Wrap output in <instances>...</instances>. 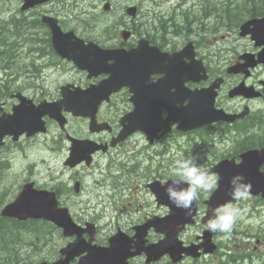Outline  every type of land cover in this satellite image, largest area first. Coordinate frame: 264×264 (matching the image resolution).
<instances>
[{
	"label": "rangeland",
	"instance_id": "rangeland-1",
	"mask_svg": "<svg viewBox=\"0 0 264 264\" xmlns=\"http://www.w3.org/2000/svg\"><path fill=\"white\" fill-rule=\"evenodd\" d=\"M145 1V2H144ZM180 0H142L140 6V12L137 18H129L125 16V7L130 4L139 3L140 0H111L113 5V14H104L105 11L103 7L107 0H81L80 3L77 2L74 9L69 10L68 7H71V3L75 2L73 0H66L62 4L61 14L59 18L70 26L74 27L76 32L81 35L83 33V26L79 25V22H84L85 29L94 31L95 34L101 36V40H104L107 43H110L111 35L106 32V35H103L104 30L109 26L110 22L114 18L118 22H135V27L139 31L138 36L144 35L147 36L150 32L154 33L161 28V18L160 13H166L167 16L171 15L174 11V8ZM217 5L223 4V0H213ZM228 3H231V12H226L229 14L230 18H234V22H237L236 16L246 11L244 6L247 0H226ZM206 2L211 3L209 0L198 1L197 5H193L195 2H190L183 5L182 9L187 10V12H182L180 9H176L175 12L180 13V15L187 16L204 14L206 7L204 6ZM235 6H238L235 7ZM15 6L10 4L9 0H0V21H3L5 16H9V12L14 9ZM217 7H211L210 9H215ZM159 10L160 13L155 15L154 10ZM209 9V10H210ZM157 11V12H159ZM244 13H242L243 15ZM18 17L39 15V10L32 11L30 13H22L18 10ZM55 15H57L55 13ZM182 17V16H180ZM209 19V18H208ZM206 19V20H208ZM179 19L177 18V21ZM183 20V19H182ZM164 22V21H162ZM185 22V21H184ZM205 22V21H204ZM1 23V22H0ZM165 23V22H164ZM207 26L203 24L198 25L196 21L193 24L191 30H185L187 22L181 23L182 27L178 29H169L168 36L173 39L174 47H179L189 40L201 41L203 47L201 48V53L207 56L209 64L212 66V69L216 71L218 68L226 70L230 64L235 62L237 57L245 52H254L257 53L260 50V47H256L254 41L251 40L249 36L241 37L239 34V29L229 25L226 27L220 26L215 30V21L210 19ZM166 24V23H165ZM202 26V27H201ZM232 26V28H230ZM31 31L34 32L35 27H31ZM172 30V31H171ZM178 31L179 34L174 33ZM219 31L217 34L214 33ZM29 32L30 34H34ZM160 33V35H161ZM3 38H6L5 32ZM29 38L31 36L29 35ZM213 41V42H211ZM210 42V43H209ZM37 48H42L40 44L35 46ZM10 48V52L4 51ZM28 46H23L17 52L18 59L14 62L10 59V53L13 51V48L7 43L4 47L0 46V77L6 76L4 70H2L5 65L13 70V75L10 76L7 81H11L15 89L19 87L28 88L29 85H46L47 88V97L55 98L57 96L58 90L56 87L60 85L63 78L73 81L74 78H82L80 73H77L75 70L70 69L68 65H62L58 68L48 67L46 72V79H37V75L40 73L36 71V68L32 69L33 72L29 75V52L27 51ZM210 49L213 52L210 55ZM38 51V50H37ZM42 52V50L40 51ZM28 65V66H27ZM33 76V77H32ZM264 79V67L256 71L253 77V81H258L260 78ZM16 79V80H15ZM15 80V81H14ZM6 81H3L5 83ZM5 91H10L11 88H3ZM38 94L42 97L43 92L38 91ZM45 94V95H46ZM261 110L264 111V102L257 104ZM50 122V121H49ZM67 132L73 136L79 138H90L89 127L86 121H83L79 118H70ZM66 132H63L57 123L50 122V127L47 133L36 136L31 140H27L26 137H23L16 145H13V148L9 146L0 150V160L9 156L8 158L11 161V167L5 175V179L1 184V188L8 190V197H14L21 185L22 181L26 180L28 177L32 180H36L39 185L48 186L51 188L58 187L61 189V204L67 206L70 209L73 217L84 224L86 221H96L100 225L101 229L97 235L98 242L104 244L110 235L120 228L121 230L130 233V229L133 225L141 223L147 218H151L154 215H158L164 210V208H159L156 204L154 196L148 188H146V182L149 180L150 176H155V178H174L172 174V167L174 159L177 154L185 155V150L188 148H194L196 141L191 142L189 136H179L177 140L173 141H161L155 144L154 149L158 151H163L161 155L154 154L153 158H150L147 154V150H142L143 145L136 143L135 139H132L127 144L123 145L121 148L113 150L115 156H122L124 161L129 163L128 166L124 168L125 172L122 170L121 165H113L112 167L106 168L108 164V159L105 156L99 157L98 161L100 166L104 169V173H101L100 168L95 172L89 173L84 166L79 170H74L76 176H81L83 181V192L81 195H74L70 190L72 188L73 182L70 180L73 175L70 170L66 168V171L63 170L64 160L68 154L69 142L65 138ZM220 135L221 133L218 132ZM198 142H200L198 140ZM231 143L230 139L227 138V141L215 144L213 147L214 154L205 155L201 154L199 163L203 161L209 163H214L216 158L226 152L225 147ZM136 147V151H132V148ZM146 147V146H145ZM196 147V146H195ZM203 147V145H201ZM167 148V149H166ZM197 148V147H196ZM231 149L229 147L227 151ZM153 151V149H152ZM134 152L136 156L133 157ZM155 152V151H154ZM151 153V152H150ZM149 153V154H150ZM130 159H133L129 161ZM129 161V162H128ZM133 165H137L141 172L142 178H136L133 176H128V169ZM128 167V168H127ZM110 170V171H109ZM59 171H64L62 176L63 184L59 185L60 181L56 178L60 176ZM29 172V173H28ZM109 174V176H106ZM124 174L121 178L123 185H119L120 179L117 178L119 175ZM146 176H145V175ZM93 175V176H92ZM96 175V176H95ZM99 176L106 177L107 183L103 186L96 184V180L99 179ZM110 176H113L111 178ZM132 179V180H131ZM0 177V182H1ZM125 183V184H124ZM125 187L128 185L122 192V195L119 196L115 203H111L110 198L115 194V186ZM10 187V189H9ZM70 188V190H69ZM4 193L3 190H0V196ZM104 194V202L97 204L98 194ZM209 192H201L202 199L208 198ZM132 196V197H131ZM259 198L248 197L246 200L239 201L236 204L243 210L242 217L235 224L234 229L243 232L242 243L239 236H233L232 234H223L219 239L226 244H241L242 249H251L258 241L257 234L261 232V228L264 226V205ZM262 205V206H261ZM97 218V219H96ZM201 224V223H200ZM30 231L37 230V224L29 225ZM202 230L201 225L190 227L186 232L185 240L193 239L198 233ZM23 242L21 250L18 247L17 260L20 261L19 264H26L29 262H37L39 259L53 260L56 257V254L59 253V250L72 238L64 237L62 233L58 230L55 233L48 234V238H40L34 235H19ZM153 238V236L151 237ZM262 245L257 248L254 256H246L244 260L240 263H230V264H264V260H260L264 254V239L259 237ZM251 245V247H250ZM234 246V245H233ZM14 248V246L12 247ZM16 248V247H15ZM133 264H145L144 257H138L135 259ZM156 264H168L167 259H163ZM184 264H192L187 261Z\"/></svg>",
	"mask_w": 264,
	"mask_h": 264
},
{
	"label": "water",
	"instance_id": "water-1",
	"mask_svg": "<svg viewBox=\"0 0 264 264\" xmlns=\"http://www.w3.org/2000/svg\"><path fill=\"white\" fill-rule=\"evenodd\" d=\"M45 1L48 0H25L24 9ZM108 6L109 4L106 5V7ZM43 20L51 27L54 46L63 57H67L81 68L87 69L90 77L102 73L109 76L98 85H92L86 90L80 88H76V91L67 90L66 93H63L65 99L58 103L48 104V106L42 104L38 108H30L26 106V103L15 106L13 114L0 117V144H2L5 135H14V139L17 140L25 132L32 135L38 131H45V122L42 118L47 114L63 125L65 120L61 115L63 106L66 107V110L72 111L74 115H89L94 121L97 107L102 100L108 99L112 92L119 90L124 85H129L131 89L139 93L135 84L140 77H144V75L148 77L153 72H163L165 77L161 83L158 82L153 85V88L148 87L147 96H133L135 109L126 118L127 124H124L122 132L124 137L136 129L150 133L158 128L163 122L161 107L166 105L170 115L165 121H178L184 129L200 125L207 120L206 117L212 110L211 106L202 103L200 98L203 92L190 91L184 86L186 80L194 79V76L198 75L202 69L201 61L194 59V53L184 49L170 55L161 52L158 48L149 47L146 42H142L138 49L131 51L124 49L103 50L93 42L85 44L83 40L74 35V32L64 33L56 19L44 16ZM256 25L255 28L249 29L246 24L242 27V32L245 34L252 30L253 38L257 39V44H264V19L258 20ZM184 56H190L191 62H185ZM111 60L112 63L109 62ZM258 62H264V51L259 54L258 60L249 59L248 64L255 66ZM233 71L237 72L238 69ZM171 87H175L176 91L170 92ZM208 96L211 97L210 94ZM185 99H189L187 105L177 106V103H182ZM85 109L89 112H84ZM74 142L76 144L73 147V156L91 153L99 148L96 143L91 141ZM249 154L245 159L246 162L242 165L237 166L231 162H223L217 169L220 172V180L218 188L211 197L210 203L213 207L231 201L228 194L230 182L237 174H242L246 182H251V192L264 191V172L259 170L260 166L264 164V149L262 151L253 150ZM244 167H248L249 171ZM167 185L162 186L160 182L156 181L149 186L157 195L160 203L170 205L171 214L162 218L157 217L136 226V234L132 238L124 233L111 237L109 247L93 246V237L90 242L83 239V233L87 230L75 224L66 208L58 207L54 195L44 191L32 190L31 186L25 189L15 202L7 205L3 214L21 220H26L29 217H43L53 220L62 227L64 235L77 234L76 241L62 249L61 253L65 255V258H60L53 263L43 262L40 264H70L76 256L82 253L86 254L79 260L78 264H129L128 259L130 257L142 252L147 255V263L158 260L165 254H169L172 260L177 262L182 259L183 253L194 256L200 255L199 252H196L200 245L184 247L183 242L178 238L185 225L194 222L196 202L192 206L193 212L186 217L184 209L176 207L169 201L165 192ZM151 227L166 234V237L158 243L146 245V236ZM212 234L208 230L205 231V252L214 250L215 246H211ZM132 242H134V246ZM132 248H136V250L132 251Z\"/></svg>",
	"mask_w": 264,
	"mask_h": 264
},
{
	"label": "flooded vegetation",
	"instance_id": "flooded-vegetation-1",
	"mask_svg": "<svg viewBox=\"0 0 264 264\" xmlns=\"http://www.w3.org/2000/svg\"><path fill=\"white\" fill-rule=\"evenodd\" d=\"M10 4L15 6V10L17 8L21 7V0H9ZM64 0H55V9L56 12L61 13L62 9L61 8ZM77 2H72L71 7H68L69 10L74 9L76 6ZM133 24H135L134 21H132ZM80 36L87 40H94L95 42L99 43L103 48H125V49H131L134 48L138 45L140 39H142V36H138L137 28L135 25L131 27L130 25L124 29V31H121L119 34H112L111 39L109 40L112 41L110 43L105 42L104 40H101V36L95 34L94 32H83ZM0 40L1 37H0ZM49 41L52 43V38L49 39ZM149 41L151 45H156L160 47L162 50L167 51V52H175L179 49H181L188 41L189 39L183 43L180 47H174L173 45V39L169 38L168 33L166 35H160L157 32L152 33L149 37ZM43 42V40H42ZM44 42L42 48L38 49V53H36L35 57L37 58V66L39 68H42V71L40 72L39 75H37V79H46L47 76L44 73V70L46 71L47 68L50 66L53 68H58L61 67L62 65H68L70 66V69L73 71L75 70L77 73H80L82 75V78H74L73 81H68L67 79L63 78L62 82L57 88L58 93L55 98H50L47 97V87L46 85H29V89L25 92L27 97L29 99H32L35 104H39L44 101H56L59 100L61 97L62 93V86L66 82H72L76 86H80L82 88H87L90 86L92 83H98L100 82L105 75L100 74L97 76H92L90 77L87 70H81L79 67L75 66L72 62L60 58V56L56 55V52L54 51L53 44L51 45L50 43ZM196 49L199 51L200 48L197 47L198 43L196 44ZM42 50V52H40ZM198 54V52H197ZM200 53L198 54L199 57ZM57 58H60V60H57ZM205 61L206 59L203 58ZM189 61V59H187ZM224 71L218 70L216 72H212L209 70V77L200 81H193V80H188L185 82V86L190 89V90H195V89H204L208 88L211 86V84L217 79L219 76H223ZM33 77V76H32ZM163 77V74L161 73H154L151 75V81L150 83H156L158 82L161 78ZM224 77V82L219 90V94L217 96V108H224L227 112L238 114L242 113L243 111H248V114L244 118L237 119L234 123H227V122H214L208 125L203 126L202 128L195 129L193 131H187L185 133L188 134H193L196 136L202 135L204 132L208 133L213 136V138H217L216 134L219 132L221 133L220 135L228 134V133H234L236 135L235 139L232 138V144L237 145L240 137L241 130L243 129L245 132L248 133V135H252L253 137H256L257 134L263 135L264 131L263 129L258 130V124L256 121L257 117V109L255 108L254 104L258 99L262 98H256V99H248L243 96H237L235 98H232L229 96V91L235 87L239 82L242 80L238 79V76H223ZM251 79V78H250ZM248 84L255 85L257 89L263 90V84L262 80H258V82H249L247 81ZM168 89V87H167ZM42 91L44 96H40L38 94V91ZM170 92L174 91V88L169 89ZM15 92L11 91L8 93V97L4 96L3 99V105H4V111H9L11 108L19 102V99L14 95ZM46 94V95H45ZM7 95V94H6ZM225 97H227V100H225ZM188 103V100L185 101V104ZM134 108V104L132 102V92L130 90V87L124 86L117 92L113 93L109 100H104L102 103H100V106L97 111V121L98 125H96L97 128L101 129L104 128V130H100L98 132H94L90 134L91 138H94L98 142L102 143H110L114 137H116L120 130L123 128L122 125V118L128 115ZM164 116L167 117L169 114V111L167 109L164 110L163 112ZM70 115V114H69ZM83 121L88 122L89 124V119L88 118H82ZM49 123V121L47 120ZM161 130L159 131V133ZM179 131L177 130V126H173L172 130L168 133H162L159 134L156 140L154 142H151L148 137L147 133L143 131H136L134 132L131 136L127 138V140L123 141L122 143L118 144L116 147H109L108 151L106 153L103 152H98L95 156H108L109 154L113 153V149H119L121 148L124 144H127L130 142L132 139H135L136 143L141 144L143 146H146L147 150L149 151H155L156 154H160L161 150H155L154 145L161 142V141H172L175 139L177 133ZM13 144L10 140H8V143ZM249 146H232L231 149H229V152L234 149L232 153L229 155L231 157H238L242 152L248 150ZM257 147V148H261ZM167 149V148H166ZM102 151V150H101ZM153 154V153H151ZM64 171L65 168H63ZM64 171H62V175L64 174ZM72 177V176H71ZM104 184L107 183L106 178H103ZM61 192V189L59 193Z\"/></svg>",
	"mask_w": 264,
	"mask_h": 264
},
{
	"label": "clouds",
	"instance_id": "clouds-1",
	"mask_svg": "<svg viewBox=\"0 0 264 264\" xmlns=\"http://www.w3.org/2000/svg\"><path fill=\"white\" fill-rule=\"evenodd\" d=\"M199 159L197 155L184 156L178 153L172 167L175 179L165 187L171 204L184 209L188 215H191L194 202L199 201L201 192L207 193L217 186V178L210 176L199 163ZM251 188V182H246L242 174L235 175L230 182L228 192L232 202L211 207V215L207 219L205 228L212 233L231 234L235 224L243 215V210L233 202L246 200Z\"/></svg>",
	"mask_w": 264,
	"mask_h": 264
},
{
	"label": "trees",
	"instance_id": "trees-1",
	"mask_svg": "<svg viewBox=\"0 0 264 264\" xmlns=\"http://www.w3.org/2000/svg\"><path fill=\"white\" fill-rule=\"evenodd\" d=\"M251 3L256 2V0H250ZM238 8V6H235ZM252 13L260 10H264V7H257L254 6L252 9ZM228 13V12H227ZM183 14V13H182ZM221 14L219 17L226 21L229 25H234V18H230L229 14H226V9L222 5L221 9H210L204 14H200L201 16L198 15H175V17L172 19L173 25H171L173 29H178L179 27H182L181 23L187 22V26L184 28L185 30H191V22L196 21L198 25L203 24L206 18H212L217 15ZM178 16V17H177ZM182 16V17H180ZM177 18L179 19L177 21ZM183 19V20H182ZM165 22V19H163ZM185 21V22H184ZM166 23V22H165ZM230 26V28H232ZM1 45H4L5 42L4 40L1 41ZM15 224L12 222H8L4 220L3 218H0V264H16L17 263V253L18 249H15V247L19 246L22 244L23 239L19 235H31L44 238H48V231H40V230H35V231H30L26 228L27 223L20 222V221H15ZM14 246V248H12ZM17 252V253H16ZM229 257L234 258V255H231Z\"/></svg>",
	"mask_w": 264,
	"mask_h": 264
},
{
	"label": "bare ground",
	"instance_id": "bare-ground-1",
	"mask_svg": "<svg viewBox=\"0 0 264 264\" xmlns=\"http://www.w3.org/2000/svg\"><path fill=\"white\" fill-rule=\"evenodd\" d=\"M198 1H202V0H180L179 2H178V4L176 5V7L174 8V11L171 13V15H169V16H166L164 19H165V22H166V25L169 27V28H171L172 26L171 25H173V22H172V19L175 17V15H180V13H182L181 11H180V13H177V12H175L176 11V9H181V7L183 8V5L184 4H187V3H190V2H195L193 5H197L198 4ZM211 3H209V2H206L205 3V7H206V9L204 10V13H206L211 7H217V9H221L222 8V5L223 4H221V5H217V4H213V3H215L213 0H209ZM107 4H109V5H112L111 4V2L110 1H107V2H105V5H107ZM193 5H191L187 10H185V9H183L185 12H187L190 8H192L193 7ZM140 8L142 9V7L140 6ZM188 15H190V14H188ZM187 15V16H188ZM138 17V15H136L135 17H133V18H137ZM178 17V16H177ZM206 19H208V18H206ZM206 19H205V21H206ZM194 22H195V20L194 21H192L191 23V28L193 27V24H194ZM31 26L33 27V21L31 22ZM34 27H36V25L34 26ZM33 27V28H34ZM202 27V26H201ZM190 28V29H191ZM171 29H173V28H171ZM172 31V30H171ZM1 37V39L2 40H4V42H5V44L7 43V41H8V39H4L3 38V36H0ZM2 40H0V43H1V41ZM4 44V45H5ZM8 44H9V41H8ZM4 45H1L0 44V46H2V47H4ZM5 52H10V48H8V51H7V49L4 51V53ZM107 180V179H106ZM14 225H16V224H14ZM244 260V258H232V257H228L226 260H225V264H230V263H237V261L238 262H242Z\"/></svg>",
	"mask_w": 264,
	"mask_h": 264
}]
</instances>
